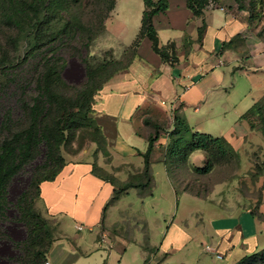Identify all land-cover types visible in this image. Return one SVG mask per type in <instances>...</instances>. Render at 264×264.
<instances>
[{
    "label": "crops",
    "instance_id": "0c3cea01",
    "mask_svg": "<svg viewBox=\"0 0 264 264\" xmlns=\"http://www.w3.org/2000/svg\"><path fill=\"white\" fill-rule=\"evenodd\" d=\"M162 13L154 17L160 44L175 42L179 62L175 65L164 62L152 48V42L144 38L130 66L108 80L95 97L94 116L107 137L111 153L107 169L113 178L95 170L96 160H102L95 156L87 160H66L54 180L41 183L42 210L51 219L55 234L46 254V262L50 264H210L213 261L205 255L209 253L205 247L193 254L195 240L189 233L187 219L177 220L170 213L179 196L209 199L212 195L198 197L183 189V181L176 183L166 164L169 133L175 127L177 111L187 120L192 132L224 137L240 156L249 129L261 132L258 127H252L255 119L243 116L264 97V90L242 114H235L231 104L222 109L224 113L233 111L236 119L222 128L221 135H213L205 126L214 112L213 102H209L221 93V100L228 98L236 71H253L247 65L257 71L264 68V10L254 18L249 10L239 8L231 0H223L218 6L205 9L203 16L196 17L187 0H168V9ZM204 22L207 28L199 42L198 30ZM140 28L141 22L134 25L128 41L131 43H123L120 53L114 50V58L122 57ZM186 39L191 42L187 48ZM107 50L112 49L101 53ZM77 69L83 68L78 65ZM187 103L194 104L196 116L187 113ZM146 118L152 127L145 125ZM154 125L161 129L151 156L153 182L143 186L144 158L140 152H146ZM199 151L203 152L196 150L190 155L196 165L199 164L194 160H202L203 156L206 160L205 153L202 156ZM250 160H253L251 155ZM158 181L164 186L160 197L170 204L168 212L162 206H155L151 215L127 199L133 191L138 197L155 199ZM117 182L124 187L119 188ZM249 213L244 210L237 218L231 214L219 216L205 226L208 234L216 237L218 251L230 252L237 245L250 254L261 248L258 222ZM167 214L170 219H165ZM156 229L163 233L159 243L153 236ZM15 230L7 232L10 240H0V246L7 248L0 250V264L13 262L9 254L18 251L13 242L25 238L17 239ZM194 249L197 250L195 246Z\"/></svg>",
    "mask_w": 264,
    "mask_h": 264
},
{
    "label": "rangeland",
    "instance_id": "374dc122",
    "mask_svg": "<svg viewBox=\"0 0 264 264\" xmlns=\"http://www.w3.org/2000/svg\"><path fill=\"white\" fill-rule=\"evenodd\" d=\"M221 1L223 0H208V8L218 6ZM69 2H72V13L81 19L82 24L95 32L99 28L97 22L106 14V9L110 4V0H69ZM116 2L115 9L106 21L105 31L97 37L93 48L91 47L92 49L89 51L84 50L79 39L70 41V38H66L65 42L55 41L54 44L60 49L59 55L65 59V69L62 74L63 81L57 84V89L60 92L70 96L76 95L80 82L86 81L85 70L79 71L77 69L84 57H88L90 53H96L97 58L95 60L97 62H94L95 65L104 60V55L101 53L103 50L112 49L113 52L115 50L120 53L123 43H131L128 42L130 41V31L132 33L134 25L136 27V24L138 25L141 22L144 8L143 0H116ZM231 2L237 4V6L242 3L245 9L253 10V13H260L264 10V0H231ZM159 14L163 13L160 12ZM65 22L64 17L57 18L51 24L49 32L50 30H58ZM156 23L159 24L158 19H156ZM32 32L33 30L30 27H27L25 31H19L15 26L0 21V144L7 134H14L28 125L29 103L36 94L37 79L43 66L40 54L29 61H23L32 44ZM87 35L85 33L84 37ZM185 45L186 48L189 46L188 40H186ZM246 67L253 71H236L237 76L228 98L221 100L223 98V93H221L218 96H213L215 100L211 99L209 102H213L214 112L212 111L213 115L211 120L207 122L205 129L215 136L221 135L222 128L228 127V123L232 124L236 119L232 116L233 111H225L224 113V110H222L227 104H231L235 114H242L252 106L253 98L258 97L264 90V68L257 71L249 65ZM261 105L262 113L259 117H255V121L258 128L264 131V101ZM186 107L187 113L193 117L198 114L194 113V104L187 103ZM9 112L11 113L12 122L9 127H5V118L10 114ZM89 115L96 119L93 112ZM190 124L194 127V123L190 122ZM94 139H97V137L92 128L87 126L86 122L81 123L78 127L69 131L68 137L61 148L62 155L66 160L70 159L72 161L87 160L95 156L100 157L102 160H96L97 171L104 176L113 178L110 169H107L109 168L107 163L110 160H107L108 157L104 154L103 148L93 142ZM89 151L90 153H88ZM197 153L203 156V152L199 151ZM250 155L253 160H250ZM240 156L241 160L214 162L213 166L217 165L215 171L210 175H204L203 180H200L199 185L202 191L212 195L209 199H199L185 194L183 197L179 196L173 202L170 213L176 216L177 220L187 219L189 233L195 240V244L192 245L194 255L201 252L206 245L217 248L216 237L208 234L205 230V226L210 225L212 219L219 216H228L229 214L237 218L244 210L250 211L249 216L252 218H255L253 214L256 215L260 229L261 245V248L257 251L264 248V135L259 130L249 129L247 141L240 148ZM35 158L18 172L15 181L7 191L9 194L6 197L11 203L8 211L9 219L14 220L16 212L22 211L20 209L22 206L18 204L21 198H23L21 201L24 200L26 194L28 196L25 197L26 205L24 206L31 207V209L45 217L42 203L33 184L37 174L40 176L47 175L51 172L52 167L48 166L43 153H39L38 157L35 156ZM194 161L199 165H203L205 157L203 156L202 160ZM190 163L193 164V161L190 160ZM173 170L176 172L175 179L188 182L190 185L191 183L196 184L191 173L187 172L186 174L184 169L173 168ZM154 171L156 173L157 166L154 167ZM117 185L119 188L124 187L120 182H117ZM162 191H164L163 183L158 181L155 191L157 197L155 199H152V197H138L135 191L127 199L135 207L145 208L151 215H153L152 211L155 206H162L168 212L170 204L165 198L160 197ZM165 219H170V216L167 214ZM48 220L52 228V234L55 236L53 223L51 219ZM162 222L165 223V220L162 219ZM8 224L11 223L7 222L4 229L10 228ZM160 231L156 229L153 234L158 243L163 238V233ZM14 234L17 239L25 236L22 228L15 230ZM194 246L197 250L194 249ZM234 247L231 248L230 252L218 251L224 257L222 259H218L215 253L211 254L212 256L209 253L204 254L213 258L210 264H235L248 253H245L237 245ZM0 250L4 251L7 248L5 245L0 246ZM19 255V251L9 254L11 258L17 261ZM257 264H264V261Z\"/></svg>",
    "mask_w": 264,
    "mask_h": 264
},
{
    "label": "trees",
    "instance_id": "16d2710c",
    "mask_svg": "<svg viewBox=\"0 0 264 264\" xmlns=\"http://www.w3.org/2000/svg\"><path fill=\"white\" fill-rule=\"evenodd\" d=\"M143 1L145 9L141 28L134 42L125 49L120 59L114 58L112 50L104 51V60L95 65L97 56L90 53L88 57H84L80 65L85 70L86 81H81L76 95L70 96L57 89V84L63 81L65 59L59 55L60 49L54 43L57 40L65 42L66 38H70V41L79 39L84 50L89 51L95 39L104 31L106 21L116 6V0H110L106 14L97 22L99 28L96 32L87 28L82 24L81 19L72 13V2L69 0H0L1 22L13 25L19 31H25L27 27L33 30L32 44L23 61L36 58L39 54L43 60L42 70L37 79L36 94L31 98L28 107V125L14 134H7L0 144V240L5 238L10 240L7 232L15 228H22L25 234L23 240L13 242V247L20 252V255L18 261L13 258L14 260L10 264L16 262L18 264H45L46 254L55 239L49 220L31 207L24 206L26 205L24 200L28 194L24 196L23 201L21 198L18 204L22 206L20 208L22 211L16 212L14 220L9 219L8 211L11 203L6 196L9 194L7 191L15 181L18 172L26 164L35 160V156L38 157L39 153L44 154L45 160L52 170L43 176L36 173L37 177L33 187H35L40 200L41 183L54 180L66 164L61 148L69 131L84 122L92 128L97 137L93 142L103 148L104 154L108 157L107 160H110L111 153L108 149L107 137L96 119L89 115V113H94L95 97L98 92L116 73L126 70L130 66L144 38H148L152 42V48L164 62L171 65L179 62L175 42L161 45L158 31L154 25V17L168 9V0ZM187 2L196 17L203 16L204 10L209 6L208 0H187ZM238 7L245 9L242 3ZM246 9L251 12L254 18L261 13H253V10ZM63 17L66 22L58 30L49 32L51 24L57 18ZM206 28L207 25L204 22L198 30L199 42L202 41ZM85 33L88 35L84 37ZM188 44H191L190 40H188ZM44 47L47 48L44 49ZM263 101L264 97L257 101L243 117L251 119L259 117L262 113L261 103ZM10 116L11 113L5 118V127H9L12 122ZM174 124V129L169 133L170 141L166 150V164L169 165L174 179L176 172L173 168L184 169L186 174L187 172L191 173L196 184L191 183L190 185L184 181L183 189L198 197L207 198L209 194L202 191L199 185L200 180H203L204 175H210L215 171L217 165L213 166L214 162L240 160L239 153L224 137L192 132L187 120L177 111L174 113ZM251 124L252 127H258L256 121ZM145 125L152 127L150 119H145ZM160 129L159 125L153 126V132L148 136V148L146 152H140L144 158V169L141 175L143 186H149L153 182L151 156L155 142L160 136ZM260 130L264 135V131ZM196 150H202L205 153L206 160L203 165L190 163V155ZM97 169L96 164L95 170L97 171ZM175 181L176 183L180 182L177 179ZM112 182L116 183L115 180ZM253 215L256 217L255 214ZM7 222L12 225L8 224L10 228L6 230L4 226ZM260 261H264V248L245 255L235 264H257Z\"/></svg>",
    "mask_w": 264,
    "mask_h": 264
},
{
    "label": "built area",
    "instance_id": "2783aa9c",
    "mask_svg": "<svg viewBox=\"0 0 264 264\" xmlns=\"http://www.w3.org/2000/svg\"><path fill=\"white\" fill-rule=\"evenodd\" d=\"M79 229H82V226H80ZM205 250H206L207 252H209V253H212V254L215 253V254L217 255V258H220V259L223 258V256H222L220 253H218V250H217L216 247H213V246H211V245H206V246H205ZM45 264H50V263H49V262H45Z\"/></svg>",
    "mask_w": 264,
    "mask_h": 264
}]
</instances>
